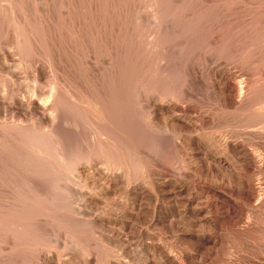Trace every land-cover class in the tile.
<instances>
[{
  "label": "rangeland",
  "instance_id": "obj_1",
  "mask_svg": "<svg viewBox=\"0 0 264 264\" xmlns=\"http://www.w3.org/2000/svg\"><path fill=\"white\" fill-rule=\"evenodd\" d=\"M0 264H264V0H0Z\"/></svg>",
  "mask_w": 264,
  "mask_h": 264
},
{
  "label": "bare ground",
  "instance_id": "obj_2",
  "mask_svg": "<svg viewBox=\"0 0 264 264\" xmlns=\"http://www.w3.org/2000/svg\"><path fill=\"white\" fill-rule=\"evenodd\" d=\"M234 86H236V85H234ZM238 86V85H237ZM236 90V89H235ZM242 91V90H241ZM243 94V93H242ZM242 94H241V97H242ZM238 101H240V96H239V100ZM238 103H240V102H238ZM254 192V191H253ZM255 193V192H254ZM255 195V194H254ZM248 226V225H247ZM248 228V227H247Z\"/></svg>",
  "mask_w": 264,
  "mask_h": 264
}]
</instances>
